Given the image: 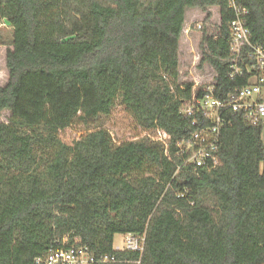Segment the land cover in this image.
Here are the masks:
<instances>
[{
  "label": "trees",
  "instance_id": "1",
  "mask_svg": "<svg viewBox=\"0 0 264 264\" xmlns=\"http://www.w3.org/2000/svg\"><path fill=\"white\" fill-rule=\"evenodd\" d=\"M264 46V0H235ZM199 66L215 95L246 84L228 76L226 0H0L12 28L0 86V264L36 259L78 238L97 264H264L262 125L228 112L220 163L197 171L176 155L204 123L187 115L193 82H179L188 8L211 16ZM119 104L142 131L115 142L103 127ZM194 118L199 119L193 124ZM85 127L76 134L74 128ZM116 233L144 234L142 252L113 248Z\"/></svg>",
  "mask_w": 264,
  "mask_h": 264
},
{
  "label": "built area",
  "instance_id": "2",
  "mask_svg": "<svg viewBox=\"0 0 264 264\" xmlns=\"http://www.w3.org/2000/svg\"><path fill=\"white\" fill-rule=\"evenodd\" d=\"M228 8L234 14L228 23L229 59L228 76H245L246 84L227 92L223 98L215 95L216 73L205 82L194 79L192 85L191 104L182 109L187 115L194 112L204 119L197 130L187 140L177 142L176 155L183 164L190 165L195 172L198 168L210 170L220 163L216 154L220 128L230 123L228 112H238L251 125L264 127V46L251 41V31L247 25L249 13L245 6L235 0H226ZM6 23L0 19V28ZM201 28V24L196 25ZM186 30V28H185ZM187 30L189 28L187 27ZM212 68V67H211ZM193 124L199 119L194 118ZM144 234L126 233L124 243L118 250L142 252ZM114 256L104 254L95 259L86 246L80 245L78 238L68 242L63 237L56 248H51L44 257L37 258L42 264H97L113 261Z\"/></svg>",
  "mask_w": 264,
  "mask_h": 264
},
{
  "label": "rangeland",
  "instance_id": "3",
  "mask_svg": "<svg viewBox=\"0 0 264 264\" xmlns=\"http://www.w3.org/2000/svg\"><path fill=\"white\" fill-rule=\"evenodd\" d=\"M211 16L205 21L206 14L198 8L187 9L185 12V21L179 40L178 61H179V82H194V79L200 78V81H207L212 74V68L208 63L199 66L202 56L201 39L203 29L208 35H214L218 31L220 24L219 10L217 7L210 8ZM201 24V28L196 25ZM187 27L189 30H187ZM186 28V30H185ZM12 28L9 25L0 30V86L8 81V71L5 65L6 50L11 49ZM10 115L9 110H4L0 114V121L6 122ZM101 123L115 142H121L127 139L141 138L142 131L137 127L132 117L125 111L124 107L117 104L112 112L102 117ZM76 134L83 132L85 127L74 128ZM262 141L264 144V129L262 130ZM124 243V234L116 233L113 237V248H121Z\"/></svg>",
  "mask_w": 264,
  "mask_h": 264
},
{
  "label": "crops",
  "instance_id": "4",
  "mask_svg": "<svg viewBox=\"0 0 264 264\" xmlns=\"http://www.w3.org/2000/svg\"><path fill=\"white\" fill-rule=\"evenodd\" d=\"M188 9H193V8H188ZM187 11V10H186ZM0 30H1V28H0ZM7 51V50H6ZM6 56V55H5Z\"/></svg>",
  "mask_w": 264,
  "mask_h": 264
}]
</instances>
